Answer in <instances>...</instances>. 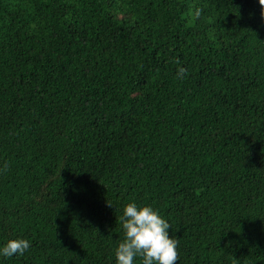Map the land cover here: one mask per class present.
<instances>
[{
    "label": "trees",
    "instance_id": "trees-1",
    "mask_svg": "<svg viewBox=\"0 0 264 264\" xmlns=\"http://www.w3.org/2000/svg\"><path fill=\"white\" fill-rule=\"evenodd\" d=\"M133 202L177 264H264L258 0H0V264H116Z\"/></svg>",
    "mask_w": 264,
    "mask_h": 264
},
{
    "label": "clouds",
    "instance_id": "clouds-1",
    "mask_svg": "<svg viewBox=\"0 0 264 264\" xmlns=\"http://www.w3.org/2000/svg\"><path fill=\"white\" fill-rule=\"evenodd\" d=\"M261 17L264 18V0H258ZM201 14L196 9L195 17ZM179 64V60L176 61ZM187 75V69L179 67L177 78ZM120 222L125 232L124 239L119 243L115 255L116 264H134V259L139 256L142 264H177L179 253L178 241L169 235L171 225L152 206H137L134 202L128 203L123 209ZM30 247L26 239H10L0 255L12 257L23 255Z\"/></svg>",
    "mask_w": 264,
    "mask_h": 264
}]
</instances>
